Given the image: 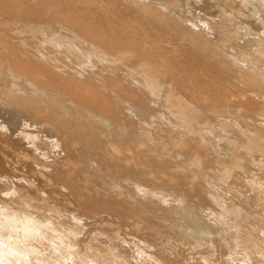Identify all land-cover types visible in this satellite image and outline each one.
Returning a JSON list of instances; mask_svg holds the SVG:
<instances>
[{"label":"bare ground","instance_id":"bare-ground-1","mask_svg":"<svg viewBox=\"0 0 264 264\" xmlns=\"http://www.w3.org/2000/svg\"><path fill=\"white\" fill-rule=\"evenodd\" d=\"M4 1L0 264H264V0H171L203 5L191 42L233 77L206 78L208 103L179 93L196 78Z\"/></svg>","mask_w":264,"mask_h":264},{"label":"rangeland","instance_id":"rangeland-1","mask_svg":"<svg viewBox=\"0 0 264 264\" xmlns=\"http://www.w3.org/2000/svg\"><path fill=\"white\" fill-rule=\"evenodd\" d=\"M3 1L2 2L0 1V4H3ZM23 1H25V2H23ZM44 1H46L47 3ZM44 1H43L44 2L43 3L42 0H21V1L18 0V2H17V0H15V1L9 0V3H12L14 5L10 8L12 10H11V12H9V14L10 13H11V15L29 14L30 12H32V9L35 8L34 9V12H35L38 9H41V7H43L46 11H49L50 13L48 14V12H47V14H46V15H48V16H46L47 19L44 15L45 19H42V20H48L49 19V22H52V23L59 20L57 23H60V25L62 24V26L57 24V25H59L58 27L60 29L64 30V28H62L64 26V23L70 22L72 20L73 21L76 20L74 22H77L76 24H77V26H79L78 27L79 29L75 28V30L77 29V33L79 30H82V29L85 30L86 25H88L86 28H88V31L89 30L90 31L87 32V29H86L85 33L92 34L95 36L99 32L102 35V37L105 38V40L107 42L110 41L113 44H117V45H118V43H120V44L123 43L122 46L119 45L120 49H121L119 51L128 52L130 50L128 55H130L131 52H134V51L136 54L139 53L138 57L148 59L155 66H158V67H155L152 64L155 67L154 69H158V70L161 69V71H163V69L165 71L170 70V72L177 73L179 76L177 78H179V79H182L184 76L185 77L187 76V78L192 77V78L198 79V80H196V79L192 80V79L188 78V79H190L188 81H193L195 83V85L193 87H189L187 85H184L182 82V81H184L183 79L179 80V82L181 84L179 85V87L177 85V87L179 88L178 89L179 93L185 92L186 94L189 93L190 95H191V93L194 92L193 89H198L200 91V93L203 95V99L205 97V99L203 100L204 103L205 102L208 103V82H207L208 77L211 78V75H212L213 79H214V77L215 78L216 77H218V78H221V77L226 78L227 77L228 79L233 78V77H228L225 72H224L223 76L221 75V74H223V71H222L223 66L218 62V60H221V59H219V56L221 55V53L219 52L220 53L219 55H215V54H218V51L216 48H214L216 52L213 49V52L210 51V53L211 52L212 53L209 54L211 57L207 58L209 56L207 54L208 51H206L207 49H205V51L203 52L204 54L203 53L198 54L202 50L201 51H200V49L197 50L198 46L196 45V43L193 44V42H191V41H193V39H191V37L193 38V36H191L193 33L189 34L191 32L190 31L188 32V27H186V26L187 25L190 26V25H192V23L197 24L199 22H204V19H203V21H201L202 19H200V17H199V16L204 17L203 13H205L202 11L205 9H204V7H202L203 5H201V4H199V6H197V4L191 3L192 6H188V7H185L182 5V7L177 9L178 14L177 13L176 14L178 16H175L174 13H169L170 7H171L170 4L172 3L171 0H134V1L133 0H55V1L54 0H44ZM180 1H182V0H180ZM156 2H159V3H156ZM190 2H191V0H190ZM5 3H8V1L5 0L4 4ZM19 3H21L23 6H24V4H26V5L22 8ZM27 3H29V4H27ZM34 3H36V4L38 3V4L36 5ZM48 3H49V5H47ZM173 3H172V5H173ZM162 4H165V5H162ZM180 4H182V3H180ZM15 5H16V8H15ZM52 5H54V6L52 7ZM159 5L165 6V8L162 6L159 7ZM18 6H20V7H18ZM27 6L30 9H27L28 12L24 13ZM38 6H39V8H38ZM60 6H61V8H60ZM166 6L169 8V11H168V8H166ZM36 7H37V10H36ZM0 8H1V5H0ZM182 8H184V9L182 10ZM14 10H16V13ZM54 10H56V11H54ZM165 10L168 13H165L166 12ZM184 10H186L187 12L190 10L188 12L189 14L186 11L184 13ZM214 10H216V8H214ZM2 11H4V10L3 9L0 10L3 17L8 16V13L6 11H4V12H6L7 14L6 13L4 14V12H2ZM179 11H180L181 15L179 14ZM200 12L202 15L199 14ZM51 13H53V15L57 14L58 15V16H56L57 18L55 17V19H53L54 16ZM68 14H69V16H68ZM171 14H174V15L172 16ZM169 15H170V18H169ZM186 15H189V17ZM59 17L61 19H64L65 22L62 21L61 19H58ZM163 17H164V19H162ZM198 17H199V19H198ZM54 20H56V21H54ZM195 22H197V23H195ZM168 23H170V24H168ZM199 24L203 25L202 23H199ZM53 25H54V23H53ZM0 26H2L1 23H0ZM80 27H81V29H80ZM92 30H93V32H92ZM171 30H173V31H171ZM85 33L83 31L81 33V35H84ZM99 33H98V35H100ZM97 36H95V37H97ZM106 36H107V38H106ZM195 36H197V35H195ZM108 37H109V40H108ZM127 42L128 43L130 42V44H128ZM190 44H192V45H190ZM127 45H128V47H127ZM194 45H196V46H194ZM244 45H246V44H244ZM123 48H125V49L123 50ZM126 48L129 50H127ZM131 49L134 51H131ZM205 54L207 55V57L204 56ZM212 56H213V58H212ZM205 57H206V59H204ZM216 57H217V61H216ZM220 58H221V56H220ZM210 59H212V60H210ZM213 59H214L215 63H214ZM166 64H167V66H166ZM152 65H151V67H153ZM194 72H195V74H194ZM196 72L198 73V75ZM200 73L202 75H200ZM219 76H221V77H219ZM139 77L141 79H144L143 74L142 75L139 74ZM175 77H176V75H175ZM185 77H184V79H186ZM198 77H201V78H198ZM202 78H203V80H202ZM206 78H207V80H206ZM258 125L261 127L260 124H258Z\"/></svg>","mask_w":264,"mask_h":264}]
</instances>
